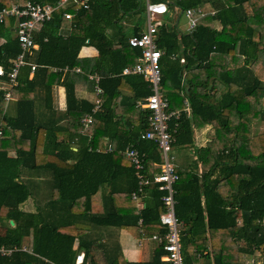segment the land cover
<instances>
[{
    "label": "trees",
    "instance_id": "16d2710c",
    "mask_svg": "<svg viewBox=\"0 0 264 264\" xmlns=\"http://www.w3.org/2000/svg\"><path fill=\"white\" fill-rule=\"evenodd\" d=\"M24 1L0 0V7ZM140 1L89 0V9L75 3L55 11L33 34L37 51L25 56L36 64L32 76L24 64L13 87L7 73L20 52L16 18L0 22V247L28 249L0 254V264H72L80 251L88 264H99L93 250L105 264H172L162 257L169 253L159 221L166 192L157 183L143 185L139 207L131 197L138 179L125 151L134 147L143 155L145 177L160 171L157 143L141 137L150 129V110L136 105L150 88L141 75L121 73L140 56L120 23ZM205 3L213 13H194L192 32L162 19L156 33L160 90L170 109H180L169 122L179 250L182 264H249L243 259L255 251L264 257V130L253 128L264 121V0H172L167 7L179 14ZM65 22L71 30L63 37L58 29ZM139 32L136 26L133 34ZM84 45L94 46L97 56L80 58ZM93 73L102 90L97 109L77 97ZM57 83L65 89L64 112L49 101ZM7 90L18 102L13 117ZM202 124L213 127V137L194 147L193 127ZM30 198L33 210L23 208ZM122 230L133 239L150 238L152 257L125 260L116 239Z\"/></svg>",
    "mask_w": 264,
    "mask_h": 264
},
{
    "label": "built area",
    "instance_id": "2783aa9c",
    "mask_svg": "<svg viewBox=\"0 0 264 264\" xmlns=\"http://www.w3.org/2000/svg\"><path fill=\"white\" fill-rule=\"evenodd\" d=\"M89 0H57L55 4L51 3H39L31 0H26L21 3H14L9 7H0V22H3L6 17H15L14 31L19 42L20 52L11 60V68L7 73L9 87H13L17 84V75L21 66L24 64L30 65V72L34 70L36 64L25 60L26 55H32L33 49L37 46L33 34L37 31L45 22L49 20L52 14L65 8L69 5L80 3L84 7H88ZM168 11L165 1L152 2L146 0L145 13L147 23L143 30L138 34L130 35L128 37V44L140 49V56L138 60L132 64L122 68V74L135 73L143 77L148 83L150 93L143 99L137 100L136 105L140 108H146L150 110L149 124L150 129L146 131L141 137H147L154 140L157 143L160 153V171L153 174L151 177H145L142 172V159L140 152L134 147H126V156L129 158L135 171V176L138 179L139 187L137 190L131 193V197L136 200L139 207H142V201L139 198V192L142 191V186L150 183L159 184V188L165 190V194L162 196L163 204L165 205V211L160 215V223L166 226V233L164 235L165 243L164 248L169 251L168 254L163 255V259L171 260L172 264H182V257L179 250V234L177 228V219L174 212V183L178 179V174L175 170V164L173 157L170 156L171 148V132L169 130V122L172 118L177 119L180 114V109H170L168 99L162 94L161 87V67L160 57L162 51L156 44V33L160 22L157 20V15L165 14ZM188 19L189 27H195L194 13H200L202 15L213 13V11L205 12L199 5L196 8H188L183 11ZM65 18H70L69 12H63ZM155 20V22H154ZM173 57V56H172ZM180 61L184 59L181 57ZM56 69V68H55ZM67 70V67L63 68ZM62 69V70H63ZM79 71V68H76ZM4 74V69L0 65V75ZM91 78L95 75H91ZM184 73L182 74L183 83ZM101 88L95 86L96 98L94 100L95 106L93 109H97L100 105V98L98 95L101 93ZM5 100L8 101L11 98L10 91L5 92ZM184 111L190 112V106L187 98L183 100ZM91 121V115L86 114L83 118L84 125ZM176 124V123H175ZM2 130L0 128V137ZM14 250L28 251L25 246L6 248L0 247V254H10ZM32 253V250L29 251ZM84 253L80 251L74 259L72 264H84ZM253 261L250 262L252 264ZM69 264V263H68Z\"/></svg>",
    "mask_w": 264,
    "mask_h": 264
},
{
    "label": "crops",
    "instance_id": "0c3cea01",
    "mask_svg": "<svg viewBox=\"0 0 264 264\" xmlns=\"http://www.w3.org/2000/svg\"><path fill=\"white\" fill-rule=\"evenodd\" d=\"M165 2L168 5L170 0H167ZM200 6L202 8L206 9L210 6V4L205 3V4L200 5ZM85 8L89 9L88 7H85ZM167 9H168V11L166 12V14H161L163 16H161V17L158 16L157 20L160 22V20L165 19L166 22L168 21L167 23H169L170 25H175L178 18H179V14L177 13V10H175V8H173V7L172 8L167 7ZM87 16L88 17L90 16V11H88V15H85L84 22L86 19H88ZM167 17L169 19H166ZM120 23L124 29V32L126 33V35L128 37L130 35H134L133 33L135 31L136 26H138V25L136 23V19L133 18L132 14L131 15H127V14L124 15L122 17ZM214 26H217V24H214ZM138 27H139V31H141L144 29L145 26H138ZM70 30H71V27L68 24H66V22H65L58 29V33L60 35H62L63 37H66L67 35L70 34ZM183 32H187V31H183ZM37 49H38V45L33 49V54H35ZM33 54L31 56H33ZM97 54H98V51L96 50V48L94 46L84 45L80 48L78 56L80 58H91V57L97 56ZM76 68H79V66L74 67L73 71L78 72L76 70ZM54 69H55V67L53 68V70ZM67 70L63 69L61 71L62 75L60 76V82L63 80L64 75L67 72ZM32 74H33V71L30 72L29 77H31ZM93 75H95L96 78L95 77L91 78L90 77L91 75H89V78H90L89 80L91 81V79H93V81L95 82V85L93 84V81H91V85L89 87H87V85H86V87L79 88L77 90V97L78 98H80V99L83 98V99H87L90 101L95 100L96 94H95L93 88L96 85L99 86V84H98L99 77L96 73H93ZM49 101H50V104L53 106V108L56 109L58 112H64V110L66 108V97H65V89H64V86L62 85V83H57V84H54L52 86L51 96H50ZM17 103L18 102L16 101V99L14 97L13 98L11 97L10 100L8 101V103H7V114L9 116L13 117L16 115ZM262 122H264V121H261V123ZM261 123L260 122L254 123L253 128L255 126L257 127V125H259V124L261 125ZM213 134H214V129L209 124H202V125L194 126L193 127V146L199 147V146L205 145V143L213 137ZM72 148L74 150H76V146H72ZM177 153H180V152L177 151ZM35 204H37L36 200L30 198L23 205V208H26L27 210H33L35 208ZM2 231H3V227L1 226L0 232H2ZM116 239L118 240V242L121 246L122 254H123L125 260L135 261V262H144V261H147L148 259H150L152 257V253H153L152 251L154 249V245H153L152 240L150 238L133 239L128 233H126L125 231L122 230L119 232ZM240 244H241V242H240ZM134 246L136 248H134ZM74 247H76V245H74ZM128 247H133L134 251L131 253V250L128 249ZM92 254H93L94 259L99 264H105V262L103 260V256L99 250L98 251L93 250ZM250 260L253 262L257 261L260 264L264 263V257L261 256L258 251H255L253 254L246 256L243 259V263H246L247 261H250ZM84 264H88V262L85 261Z\"/></svg>",
    "mask_w": 264,
    "mask_h": 264
},
{
    "label": "rangeland",
    "instance_id": "374dc122",
    "mask_svg": "<svg viewBox=\"0 0 264 264\" xmlns=\"http://www.w3.org/2000/svg\"><path fill=\"white\" fill-rule=\"evenodd\" d=\"M165 1H167V0H165ZM170 1H172V0H170ZM145 3H146V0H141L140 1V5H141V8L140 9H138L136 12H134V13H132V16H133V18L134 19H136V23H137V25L138 26H146V23H147V19H146V14H145ZM205 12H209V11H211L212 12V10L208 7V8H202ZM175 10H176V7H175ZM157 16H159V17H161V16H163V15H157ZM154 22H155V20H154ZM168 22V21H167ZM216 24V23H215ZM145 28V27H144ZM14 33H15V31H14ZM261 123V122H260ZM261 130H264V122H262L261 123V125L259 124V125H257V127L255 126L254 127V131L255 132H258V131H261ZM176 151V150H175ZM174 151V152H175ZM176 162L178 163H176L177 165H179V161H178V159L176 160ZM13 225V224H12ZM1 226V225H0ZM115 228V227H114ZM22 246H25V245H22ZM21 246V247H22ZM26 247V246H25ZM134 248H136L135 246H134ZM128 249H130L131 250V253L134 251V249H133V247H128Z\"/></svg>",
    "mask_w": 264,
    "mask_h": 264
},
{
    "label": "water",
    "instance_id": "95a60500",
    "mask_svg": "<svg viewBox=\"0 0 264 264\" xmlns=\"http://www.w3.org/2000/svg\"><path fill=\"white\" fill-rule=\"evenodd\" d=\"M176 24L181 31L192 32V30L195 28V27H189L188 19L183 11H180L179 18ZM10 223H13L12 220H10Z\"/></svg>",
    "mask_w": 264,
    "mask_h": 264
}]
</instances>
